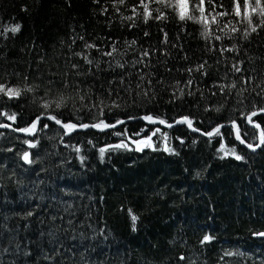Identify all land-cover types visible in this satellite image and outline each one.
Returning a JSON list of instances; mask_svg holds the SVG:
<instances>
[{
  "label": "trees",
  "instance_id": "1",
  "mask_svg": "<svg viewBox=\"0 0 264 264\" xmlns=\"http://www.w3.org/2000/svg\"><path fill=\"white\" fill-rule=\"evenodd\" d=\"M113 2L0 0V84L22 90L0 94V122L26 128L41 113L74 123L186 116L203 131L234 120L244 140H256L245 115L264 108V28L251 33L232 0L206 2L209 21L230 13L209 23L207 39L202 24L154 0H145L153 17L167 19L145 23L140 0ZM60 96L65 107L43 108ZM252 122L264 133L263 114ZM110 129L66 134L45 119L30 136L0 129V264H264V144L242 147L230 126L212 136L140 119ZM146 137L150 146L136 151L133 142ZM121 142L128 147L101 158L100 148ZM205 235L213 239L202 244Z\"/></svg>",
  "mask_w": 264,
  "mask_h": 264
},
{
  "label": "snow or ice",
  "instance_id": "2",
  "mask_svg": "<svg viewBox=\"0 0 264 264\" xmlns=\"http://www.w3.org/2000/svg\"><path fill=\"white\" fill-rule=\"evenodd\" d=\"M97 2H98V0H97ZM125 2H126V0H114L113 6L116 7V4L123 5V4H125ZM154 2L157 4H161L164 7H171L174 11H176L178 19L182 22L183 21H193V22L202 24L204 26V29H205L204 32H202V36H204L206 39L211 35V33L209 31V23H218V21L216 19L217 16L224 17V16H227L230 14L228 12L220 11V12H217L216 15L212 17L211 21H209L208 15H206L207 9L205 7V4L207 2L208 5H211L213 7V9H215L217 7V5L213 4V0H198V3L194 2V0H154ZM232 3H233L232 14H234L237 17H242L243 20L247 21V24L251 30V33H255L257 31V28H264V0H255L254 4L252 3V0H232ZM137 7L143 8V17H144L145 23H147L148 20H150V19H158V20L167 19V17L164 16L163 13H161L158 16L153 17V14H152L153 10L150 8L149 3L145 2V0H140V4ZM137 7H133V9H132L134 14H136ZM105 11H106V9H105ZM196 12L199 13V16L195 15ZM253 16H259L261 18L260 24L257 25V24L253 23V20H252ZM125 19L131 20L132 17H126ZM226 27H227V25H226ZM19 30H20L19 24L8 29V31H11L13 34L17 33ZM231 31L236 32V31H239V29L232 27ZM145 35L147 36L148 33L146 32ZM249 35H250V32L245 30L244 39L247 40ZM215 38L217 40L221 39L220 36H217ZM164 42L167 43V33H165V41ZM131 43L135 44L136 42L132 41ZM94 47H95V45H93V44H86V48H94ZM115 51H116V48L113 47L112 51L105 52L103 54L106 56H112ZM225 51H235V47L225 49ZM76 55H80V54L77 53ZM143 55L147 56L148 52L145 51L143 53ZM83 58L85 59L86 63H88V64L92 63V61L87 56H84ZM140 62H143V61H140ZM117 66L121 67V68L124 67L123 64H118ZM77 67H78L77 65H73V68H77ZM204 67H205V65L201 64L197 67L196 70L201 71L204 69ZM232 70L234 73L242 72V69L239 66V63L234 64L232 66ZM188 71L191 72L192 69H188ZM252 79H253L252 77L245 78L244 83H246V84L251 83ZM121 83H123V80H121ZM188 83L191 84L192 82L189 81ZM137 87H139V85H137ZM219 87H220L221 91H224L226 88L228 91H231V89L236 88L237 85L235 82H233L231 85L226 86V85L221 84V85H219ZM244 90H246V89H244ZM23 91L31 92V91H33V89L31 87H29V88L24 89ZM0 94L8 96L9 99L19 98L22 94V90L20 88L6 87L5 85L0 84ZM80 99H81V101H83L84 97L81 96ZM66 102H67L66 98L63 96H60L56 101L45 102L42 106L45 109H49L54 104L56 109H60V108L66 106ZM114 106H116V105H114ZM259 111L264 112V108L259 109ZM257 114L258 113L256 111H253L248 116L249 123L252 122V117L256 116ZM8 118L14 121L16 117H15V114H13V115L9 116ZM47 118L49 120L54 121L57 125H60L61 127H63L66 130V134L68 132L75 130L77 127L85 128V129L92 127V128H97V129L103 130V129H107L110 127L114 128V127H116V124L123 123V121L118 120L116 122V124H107L103 120H101L98 123L81 124L78 126V125L73 124V123H63L56 115L49 114L47 116ZM39 119H40V117H37V120L34 121L30 125V127L19 129V131L25 132V133L34 132L37 128V122L39 121ZM144 119H147L151 122H156V121H153L152 117H144ZM158 122L161 124L166 123L163 120H159ZM177 123H184V124H187L189 128H192V121L188 117L182 118L181 120L177 121ZM0 126L7 127V125H0ZM167 126L172 127L171 124H169ZM45 127H47V125H45ZM233 127H235L234 122H233ZM257 127H259V125H257ZM192 130L196 131V129H194V128ZM157 131H159V129H157ZM213 134L219 135L220 134L219 128L214 129L213 132L207 133L208 136H212ZM117 135H120V133H117ZM237 139H240L239 135H237ZM150 140H151V138L149 137L146 140L137 141L136 142L137 146H136L135 150L136 151L142 150L141 146H145V147L150 146ZM260 142H261V144H264V133L261 134V141ZM26 143H28V142L26 141ZM241 143H244V141L241 140ZM35 146H36L35 144H31V143L29 144V147H35ZM259 146L260 145H256V147H259ZM127 147H128L127 144L121 142L119 144L110 145V146H107L105 148H100L99 149L100 156H101V158H103L105 152H107L109 150H115V149H121V148H127ZM248 147L253 148V146L251 144H249ZM221 148L223 149V145H221ZM166 150L171 151V149H166ZM253 150H255V149L253 148ZM75 151L79 153L80 149L77 147V148H75ZM233 155H235L234 152H233ZM235 158L237 160L242 159V157L239 155H236ZM22 159L25 161V163H32V161L29 158L28 152H25L23 154ZM81 159H83V158H81ZM28 215H31V213H28ZM130 215H131V219H132L133 227H134L135 222L138 218L134 214H132L131 211H130ZM257 235L264 236V233H258ZM212 239H213V237L205 235L203 237L201 243L203 244V243L210 242ZM226 255H233V253H226ZM182 259H183V257H182Z\"/></svg>",
  "mask_w": 264,
  "mask_h": 264
},
{
  "label": "water",
  "instance_id": "3",
  "mask_svg": "<svg viewBox=\"0 0 264 264\" xmlns=\"http://www.w3.org/2000/svg\"><path fill=\"white\" fill-rule=\"evenodd\" d=\"M260 109H261V108H260ZM253 111H256L258 114H263V115H264V112H260L259 109H254V110L248 112V113L245 115V121H246L251 127H254V128H256V130H257L256 140H255L253 143L247 142L246 140H244V139L241 137V135H240L239 132H238L237 125H236V123H235L234 120L227 121V122H220V123H217V124L213 125L211 128H209V129L206 130V131H203V130H201V129H199V128H196V127H194V126H192V128H189L187 124H184V123H183V124H184V125L190 130V131L195 132V133H198V134H201V135H204V136H208L207 133H209V132H213V130L216 129V128H221V127H223V126H230V130H231L232 137H233V138H234V139H235L240 145H242L244 148H246V149H248V150H253V148H254V149L257 148L256 145H260V144H261L260 141H261V134H262V130H261V127H260V125H259L258 122H251V123H249V121H248V116H249ZM48 115H49L48 113H41V114L36 115V116L32 119L30 125H31L34 121L37 120V117H40V119H45V120H47V121H49V122H51V123L57 125L54 121L49 120V119L47 118ZM144 117H151V116H147V115H146V116H143V115H138V116H128V117L120 118V119H118V120L123 121V123H125V122H127V121H131V120H135V119H140V120H142V121H143L144 123H146V124H150V125H159V126H161V127H168L167 125L171 124V125L173 126V125L177 124V121L181 120L182 118H184V117H186V116L175 118L173 121H171V122H166V123H164V124H161V123L158 122V121L161 120V119H158V118L152 117V118H153V121H156V122H151V121H149V120H147V119H144ZM40 119H39V120H40ZM118 120H116V121H114V122L107 123V124H116V122H117ZM61 121H62V120H61ZM62 122H63V123H73V124H76V125H78V126L81 125V124H93V123H90V122H82V123H74V122H69V121H62ZM233 122L235 123V127H233ZM123 123H121V124H123ZM121 124H116V127L119 126V125H121ZM0 125H7V127H5V126H0V129H3V128H4V129H12V130H14L15 132H18V133H21V134H24V135H28V136L32 135V134L36 131V130H35V131L32 132V133L21 132V131H19V129H23V128L15 127V126L12 125V123H10V122H6V121L0 122ZM30 125H28L26 128L30 127ZM257 125H259V127H257ZM37 126H38V122H37ZM57 126H59L62 130H64V131L66 132V130H65L63 127H61L60 125H57ZM78 128H80V127H77L76 129H78ZM89 128H92V127H89ZM110 128H112V127H110ZM110 128H107V129H110ZM114 128H115V127H114ZM193 128L196 129V131H193V130H192ZM36 129H37V128H36ZM93 129L100 130V129H97V128H93ZM103 130H106V129H103ZM237 135H239L240 139H237ZM148 138H149V137H146L145 140L148 139ZM241 140H243L244 143H241ZM137 141H139V140H135L133 143L136 144ZM249 144H251V145L253 146V148H249V147H248ZM25 152H28V151H25ZM25 152H23V154H24ZM23 154H22V156H23Z\"/></svg>",
  "mask_w": 264,
  "mask_h": 264
},
{
  "label": "rangeland",
  "instance_id": "4",
  "mask_svg": "<svg viewBox=\"0 0 264 264\" xmlns=\"http://www.w3.org/2000/svg\"><path fill=\"white\" fill-rule=\"evenodd\" d=\"M154 130H157V129L155 128ZM154 130L150 131V133H153Z\"/></svg>",
  "mask_w": 264,
  "mask_h": 264
},
{
  "label": "bare ground",
  "instance_id": "5",
  "mask_svg": "<svg viewBox=\"0 0 264 264\" xmlns=\"http://www.w3.org/2000/svg\"><path fill=\"white\" fill-rule=\"evenodd\" d=\"M47 121V120H46ZM246 122V121H245ZM247 123V122H246ZM248 124V123H247ZM149 125V124H148ZM157 126V125H156ZM111 130V129H110ZM243 147V146H242ZM98 163V162H97ZM95 166V165H94Z\"/></svg>",
  "mask_w": 264,
  "mask_h": 264
}]
</instances>
